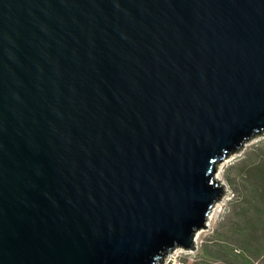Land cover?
Here are the masks:
<instances>
[{
  "label": "water",
  "instance_id": "95a60500",
  "mask_svg": "<svg viewBox=\"0 0 264 264\" xmlns=\"http://www.w3.org/2000/svg\"><path fill=\"white\" fill-rule=\"evenodd\" d=\"M264 136V0H0V264H164Z\"/></svg>",
  "mask_w": 264,
  "mask_h": 264
},
{
  "label": "trees",
  "instance_id": "16d2710c",
  "mask_svg": "<svg viewBox=\"0 0 264 264\" xmlns=\"http://www.w3.org/2000/svg\"><path fill=\"white\" fill-rule=\"evenodd\" d=\"M232 169L235 170V176L231 182L234 185V182L237 183L236 197L230 203L234 219L230 222L228 232L221 235V240L198 247V251L192 253L194 258L191 260V264H218L213 261V254L215 252L225 253V248H230L232 238L240 239L244 237L241 230L243 227H240L239 223L256 216L263 219L261 209L264 208V144L236 162ZM261 236L264 237V233H261ZM262 247L258 253L249 252L244 261H232L228 264L264 263V246ZM187 261L186 263H189Z\"/></svg>",
  "mask_w": 264,
  "mask_h": 264
},
{
  "label": "rangeland",
  "instance_id": "374dc122",
  "mask_svg": "<svg viewBox=\"0 0 264 264\" xmlns=\"http://www.w3.org/2000/svg\"><path fill=\"white\" fill-rule=\"evenodd\" d=\"M264 144V136L257 138L246 144L245 148L234 155L230 159L224 161L220 167L218 172V178L224 184L226 188V194L223 200L218 204L217 210L215 209L214 215L209 218L206 222V228L202 230L197 237L198 247L204 246L207 243H212L218 240H221V235H225L228 232L230 222L233 221V209L230 205L231 200H234L236 197V182L235 185L232 184V179L235 176V170L232 169L233 165L242 160L247 154L251 153L258 146ZM262 210V217L256 216L250 219H245L244 222H240L239 226L243 227L242 232L244 237L237 239L232 238L231 244L229 245V249L225 248V253L215 252L213 254V261L218 264H228L232 261H244L245 257L249 254V252H260L262 246H264V237L261 236V233H264V208ZM246 246V248H245ZM250 246H253L250 248ZM260 249V250H259ZM174 255L181 256L186 258L190 264L191 260H193L194 256H188V254L184 255L182 251H175ZM260 264H264L263 262Z\"/></svg>",
  "mask_w": 264,
  "mask_h": 264
},
{
  "label": "built area",
  "instance_id": "2783aa9c",
  "mask_svg": "<svg viewBox=\"0 0 264 264\" xmlns=\"http://www.w3.org/2000/svg\"><path fill=\"white\" fill-rule=\"evenodd\" d=\"M179 251H181V250H179ZM182 253L184 255L188 254V256L192 255V253L188 252V251H183L182 250ZM186 260L187 259L182 257V255L181 256H177V255L171 254L165 259L164 264H187Z\"/></svg>",
  "mask_w": 264,
  "mask_h": 264
},
{
  "label": "bare ground",
  "instance_id": "6f19581e",
  "mask_svg": "<svg viewBox=\"0 0 264 264\" xmlns=\"http://www.w3.org/2000/svg\"><path fill=\"white\" fill-rule=\"evenodd\" d=\"M217 206H218V205H217ZM215 209L217 210L218 208L216 207ZM215 209H214V211H215ZM214 211H213V213H214ZM215 212H216V211H215ZM213 213H212V214H213ZM213 215H214V214H213ZM213 215H212V216H213ZM210 216H211V215H210ZM212 216H211V217H212ZM211 217H209V218H211ZM209 218H208V219H209ZM179 250H181V249H179ZM176 251H177V250H176ZM181 251H182V250H181ZM183 251H185V250H183ZM172 254H173V253H172Z\"/></svg>",
  "mask_w": 264,
  "mask_h": 264
},
{
  "label": "crops",
  "instance_id": "0c3cea01",
  "mask_svg": "<svg viewBox=\"0 0 264 264\" xmlns=\"http://www.w3.org/2000/svg\"><path fill=\"white\" fill-rule=\"evenodd\" d=\"M191 264V263H190Z\"/></svg>",
  "mask_w": 264,
  "mask_h": 264
}]
</instances>
